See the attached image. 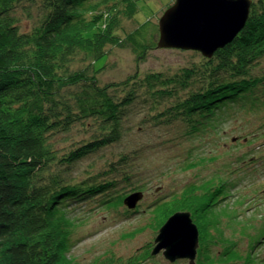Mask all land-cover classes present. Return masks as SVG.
<instances>
[{
	"label": "trees",
	"instance_id": "obj_1",
	"mask_svg": "<svg viewBox=\"0 0 264 264\" xmlns=\"http://www.w3.org/2000/svg\"><path fill=\"white\" fill-rule=\"evenodd\" d=\"M148 1L0 0V264H77L67 254L72 241L101 211L138 214L156 237L169 217L189 212L200 234L195 264H264L255 253L264 237L257 217V235L241 262L243 252L228 231L243 223L247 232L253 224L226 216L230 192L222 191L220 177L143 208L147 189L134 180L143 145L128 139L144 110L143 123L180 124L192 140L212 129L226 108L260 102L264 0H253L243 30L212 58L194 52L176 70L137 71L102 84L109 48H130L138 62L159 48V25L150 19L129 32L123 27ZM20 15L34 22L30 30ZM135 192L144 198L130 210L125 199ZM154 242L128 258L107 251L89 264L187 261L153 256Z\"/></svg>",
	"mask_w": 264,
	"mask_h": 264
},
{
	"label": "rangeland",
	"instance_id": "obj_2",
	"mask_svg": "<svg viewBox=\"0 0 264 264\" xmlns=\"http://www.w3.org/2000/svg\"><path fill=\"white\" fill-rule=\"evenodd\" d=\"M170 1L149 0L142 5L141 12L134 20L124 21V29L132 31L147 19L158 24ZM20 17L23 28L30 30L34 22L25 15ZM108 50L107 64L99 75L102 84L124 80L137 71H173L201 54L197 51L158 48L151 52L146 61L138 62L130 48L115 47ZM262 63L264 69V61ZM263 89L256 92L261 95L257 105L235 104L226 108L212 129L192 140L185 139L180 124L143 123L141 117L147 114L146 110L137 114L133 130L128 135L132 145H143L134 179L136 185L143 184L147 189L145 199L141 202L143 208L155 200L182 191L193 182L203 183L213 176L223 179L226 187L223 186L222 191L230 192L225 202L226 216L242 215L240 222L249 221L253 224L247 232L243 231V223L238 225L237 231H228L243 252L242 263L246 262L244 257L249 240L256 237L255 232L259 229L253 223L254 218H259L258 222L264 227ZM83 163L86 164L85 161ZM230 180L231 184L228 185ZM91 215L74 237L67 253L77 264H89L107 251L128 258L156 238L152 230L147 228L146 218L138 214L124 217L117 211H101ZM261 238L255 253L264 261V237ZM156 257L167 261L163 254ZM182 264H188V261Z\"/></svg>",
	"mask_w": 264,
	"mask_h": 264
},
{
	"label": "water",
	"instance_id": "obj_3",
	"mask_svg": "<svg viewBox=\"0 0 264 264\" xmlns=\"http://www.w3.org/2000/svg\"><path fill=\"white\" fill-rule=\"evenodd\" d=\"M253 0H175L159 20V48L200 52L206 58L231 44L245 27ZM144 198L135 192L125 199L135 209ZM200 234L189 212H176L160 228L153 256L170 263L195 264Z\"/></svg>",
	"mask_w": 264,
	"mask_h": 264
}]
</instances>
